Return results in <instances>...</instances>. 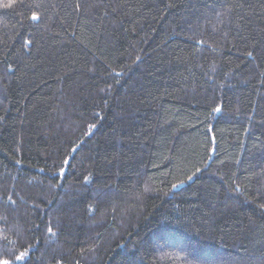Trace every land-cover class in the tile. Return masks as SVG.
Returning <instances> with one entry per match:
<instances>
[{
  "label": "trees",
  "instance_id": "1",
  "mask_svg": "<svg viewBox=\"0 0 264 264\" xmlns=\"http://www.w3.org/2000/svg\"><path fill=\"white\" fill-rule=\"evenodd\" d=\"M2 259L264 264V0H0Z\"/></svg>",
  "mask_w": 264,
  "mask_h": 264
},
{
  "label": "snow or ice",
  "instance_id": "2",
  "mask_svg": "<svg viewBox=\"0 0 264 264\" xmlns=\"http://www.w3.org/2000/svg\"><path fill=\"white\" fill-rule=\"evenodd\" d=\"M5 7H9V5L5 4ZM32 19H37V17L35 15H33ZM251 55V53H250ZM117 75H119V73H117ZM189 179H191V177H189ZM173 188L177 187V185H173ZM51 228L49 229V232H51ZM27 257V251H23L20 252L18 255H15V260L17 261H24ZM0 264H12V262L8 259H2L0 260Z\"/></svg>",
  "mask_w": 264,
  "mask_h": 264
}]
</instances>
